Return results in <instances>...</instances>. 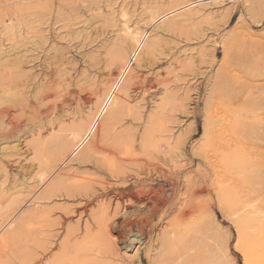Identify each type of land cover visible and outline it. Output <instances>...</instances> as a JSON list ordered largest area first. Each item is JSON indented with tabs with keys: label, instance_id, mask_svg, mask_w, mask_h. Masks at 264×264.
Segmentation results:
<instances>
[{
	"label": "rangeland",
	"instance_id": "obj_1",
	"mask_svg": "<svg viewBox=\"0 0 264 264\" xmlns=\"http://www.w3.org/2000/svg\"><path fill=\"white\" fill-rule=\"evenodd\" d=\"M110 1H116L111 8L123 5L130 15L129 26L141 29L144 41L156 46L153 54L137 56V62L130 60L135 50L125 44L133 73L128 97H124L126 107L104 123V115L97 117L96 112L104 105L107 89L112 91L122 81L125 64L116 61L113 65L105 56L103 46L115 34L105 28L94 8L86 6L89 1L0 0V22H8L16 12L30 19L20 36L1 44L6 55L0 56V148L17 139L26 126L36 124L35 131L39 128L45 136L51 122L58 121L53 126L57 130L77 114L96 115L93 133L81 146L91 143L93 158L81 163L74 156L61 167L70 183L79 181L81 190L40 201L39 210L43 211L30 222L31 233L28 230L27 235H31L33 257H42L45 252L46 264L62 246L67 257H73V249L98 232L99 210H104L106 217L110 214L115 221L130 224L129 237L139 233L143 242L140 248L137 244L127 248L130 262L123 264H150L158 254L152 245L162 230L173 231L171 244L162 254L167 260L180 257L193 237L212 239L217 230L216 237L226 241L236 264H243L237 248H247L253 264H264V215L255 220L251 214L256 210L264 213V0H145L160 7L152 20L139 14L144 0ZM58 7L70 14V20L53 26L49 19ZM41 8L40 12L48 14L42 28L34 15ZM193 8L201 11L200 17L177 21ZM163 21L179 26L161 31ZM40 36L46 42L39 44ZM168 93L182 104L161 114L155 109L154 96ZM174 148L181 156L171 160L169 156L174 154L169 151ZM33 164L25 147L6 156L0 149V239L10 222L13 226L7 232L12 233L8 239L12 241L0 248V264H23L24 237L20 235L24 230L18 227L45 188L34 182ZM144 191L163 192L166 208L144 214L147 207L132 203V197ZM34 239L44 247L35 251ZM205 247L207 243L195 246L183 263L197 264ZM90 252L80 255L96 257L90 261L97 264L115 261L113 256L101 261L94 256L95 250Z\"/></svg>",
	"mask_w": 264,
	"mask_h": 264
},
{
	"label": "bare ground",
	"instance_id": "obj_2",
	"mask_svg": "<svg viewBox=\"0 0 264 264\" xmlns=\"http://www.w3.org/2000/svg\"><path fill=\"white\" fill-rule=\"evenodd\" d=\"M88 1H89L88 3L84 2L85 4H87L86 6L88 8H94L96 10V12H97L96 13L97 18L102 20L103 24L105 25V28L106 27L110 28L112 30L111 32H113L115 34L113 39H110V40L108 39V41L105 40L106 42H105V44L103 46V49L105 51V56H107L108 61L111 62V63L116 62V61L117 62L123 61V63L125 64V68L123 67V69H121V72H122L123 75L120 77L121 78L120 81L122 80L123 82L121 81L119 85H116L112 89V91L107 89V92L105 91L107 93L105 95H107V96L105 98L102 96L104 98V100H102V104H101V105L104 104L103 107L99 106V109H98L97 108L98 105H97L96 108H95V109H98L96 114H99V115H97V117L100 116V115H104L103 122L107 123V122L113 120V116H115L114 115L115 113H117L119 111H122L126 107L125 104H124V97H128V94H129L128 92L130 90V83H131V79H132V75H131L132 69L129 68L130 61L127 60L128 56L126 55V51H125L126 50L125 47H128L126 45H129V47L132 48L133 51L135 50L137 52V53H135V51H134V53L131 54V55H133V57L130 58V60L133 59L132 61H137L138 58L136 60V57L137 56L139 57L140 54L143 53V52L147 53V54H151L152 52H154L156 45H154V42L152 43V42H146V40L144 41L143 37H145V36L142 37L141 29H135V28H132V27L129 26V23H131L130 22V15H129V13L127 11L124 10L125 7H123V5H120L118 8H116L117 9L116 10L115 7L111 8L113 6L112 4H114L116 1L114 3H112V4H111L110 0L109 1L108 0L104 1L103 0L104 4L101 2V0H92V1L88 0ZM143 4H144L143 5L144 8L142 9L141 13H139L140 16H142V18H147L148 20H152L156 16H158L160 7L158 9L157 7L151 6L152 4L149 5L148 1H145V0H144ZM192 4L193 3H191V5ZM101 5H104L103 10L100 9ZM82 7H85V5H82ZM107 8H111L112 10L104 11ZM37 10L39 11L37 13V15L34 14L37 18L36 17H34V18L37 19V20L36 19L35 20L38 23L42 22V23L39 24V27L42 28L41 24L42 25L45 24L46 20L48 19V14L45 15L47 13V12H45L46 10H44L45 14L43 13V11H41L42 12L41 13L40 10H42V8L41 9H37ZM176 10H178V9H176ZM188 10H190V11H188ZM188 10H187L188 11L187 13L185 12V14L180 15V18H179L180 20H177V21H179V22H182V21L183 22H187V21L191 20L193 17H195L197 15L199 16V12H201V11L195 10L194 8L193 9H188ZM47 11H49V10L47 9ZM63 12H64L63 8H61V7L60 8L58 7V8H56L53 11V15L51 16V17H53V19H51V20L49 19V21L52 22L53 26L57 25L59 22L61 23V22H66V21L70 20V14L68 15V14L63 13ZM50 13H52V12L49 11V14ZM177 15L178 14L176 13V16ZM28 21H30L29 18L27 19L25 17H21V15H19V12H16L15 15H11V16L8 17V22H6V23L5 22H0V56H5L6 55L5 49L3 48V45H1V44L4 41H6V40H9L11 38H15L17 36H20L21 33L23 32L24 28H26L28 26ZM164 22L165 21H163L162 24L159 26V29L161 31H166V30H169L170 28L173 29V27L177 28L179 26L177 24V22H176L177 25L175 24L177 27H175L173 24H171L173 21H170V23H164ZM63 27H64V25H63ZM143 35H144V33H143ZM44 42H46L45 37L40 36L39 44L44 43ZM36 45H38V44H36ZM37 48H38V46H33V49H37ZM131 53H132V51H131ZM126 60H127V62H126ZM104 61H106V60H104ZM111 63H110V65H111ZM113 65H114V63H113ZM119 65L123 66L122 63L119 64ZM114 85H115V83H114ZM108 90L110 92H108ZM100 102H101V100H100ZM153 102L156 105V108H155L156 111L157 110H158V112L160 111L161 114H162L163 111H165L169 107L170 108H175V107L180 106L182 104V101H181V104H180L179 100L174 95L169 94V93L165 94L164 96L155 95ZM76 116L77 117H75V118L73 117V120L69 124H67L66 126H64V125L62 126L61 125L62 127H58L57 130L55 128H53V126L55 124H57L58 121L55 122L54 124H53V122L49 123L48 125H49L50 129L49 130L47 129L48 130L47 131L48 134L45 135V136L40 135L39 128H38V131H35L36 124L33 127L32 126L31 127L26 126V128H27L26 131H21L20 130L18 132L19 136L17 137V139H13L12 142L11 141L10 142L6 141L4 143V144H6V146L4 145V147L0 148L2 150V152H3V156H6V155H9V154H13V153L19 152L25 147L26 151H28L29 154L31 155V157L33 158V162H34L33 168L34 167L36 168V169L34 168L36 171L33 172V175H32V177L34 178L33 179L34 182L39 187L40 186L41 187L45 186L44 190H42L43 191L42 194L40 193L41 196L39 197V199L37 197V199H35V201H34L35 203H33L34 209L30 210V209H32V208H30L27 212L25 211L24 216L20 214L23 217H22V220L19 218V220H21V224H20L21 227H18V228L24 230V232H22L23 234H21L20 236L23 235L25 240L21 237L22 238L23 249L21 247L22 245L19 246L22 249V253H21L22 257L20 255L19 256H20V258H23V261H22L23 264H34V262L35 263L38 262V264H40V263L42 264L44 262L43 261V259L45 258L44 250H43L44 253L42 254V257H40V256L39 257H33V255H34V253L32 254L33 251L29 250V248H30L29 244L32 242V240H30L31 235H30V237H29V235H27V234H29L28 230L29 231L31 230V228H29L30 222L37 219L38 215H40V212H39L40 210H41V212L43 211L42 209L39 210V206H41L40 201L41 202H45V201L52 200V199L55 200L56 198L64 196V194L66 195V194H68L71 191H74V190H76L78 188L81 190V188H82V187H80L81 184H78L79 181L78 182H74V183H72V182L70 183L69 181H71V180L68 181V179H69V178H67L68 176L66 177V175L61 172V170H62L61 167L63 165L65 166L66 165L65 162L68 161L69 158H71V157L75 156L74 159L76 161H80L81 163H85V162H88V160L92 156H94V154L93 155H92V153L90 154V151H92V150H90L91 146H92L91 143L89 145H85V147H83V148L81 146H82L83 143H85V141L86 142L88 141L87 138L93 133V130H94V127H95V124H96V122H95V116L96 115L95 116L94 115L93 116L92 115H88L87 116V115H83V113H80V114H77ZM149 124H150V121H149ZM107 125L108 124H106V126ZM106 126H105V128H106ZM148 129L150 130V127ZM36 133H38V136H37ZM204 134L207 135L206 128H204ZM24 141H26V142L24 143ZM83 146H84V144H83ZM170 153L174 154L173 156H169V159H171V160L173 158H177L178 156H181V154L179 153V150L177 148H174L171 151H169V154ZM166 156H168V155H166ZM74 159H72V161ZM165 159L167 160L166 157H165ZM110 166H114L115 167V165H110ZM111 168H113V167H110V169ZM116 168L117 167H115L112 170L113 171H115V170L118 171V169H116ZM82 186L84 188H86L85 184L82 185ZM1 188H3V187H1ZM84 191H86V190H84ZM76 192H77V190H76ZM17 193L21 194V193H23V191L22 190L21 191L17 190ZM36 194H37V191H36ZM162 196H163V192L162 193H160V192L159 193H153L152 191H144V192L138 193V195L132 197V203L137 205V206L138 205H140V206L144 205L145 207H147V209L146 210L143 209L142 211L145 210V212L147 211L148 213L152 212V211L156 212L158 210L162 211V209L164 210V208H166V205H167L166 201L164 200L165 197L163 196L164 197L163 198ZM220 196H219V198L221 199ZM48 203H50V201L47 202V204ZM130 203H131V201H130ZM6 207H8V206H6ZM104 209H105V207H104ZM254 210H256V209H254ZM107 211H106V213H107ZM99 212H100V217L101 218L99 217L98 220L100 219L99 220L100 222H97L99 230L97 229L96 231H98V232L95 233V231H93V233H95V234H93L92 236L90 235L91 237L87 234L89 236V238H90V240H89L88 238L85 237L86 240L87 239L89 240L87 243L86 242L81 243V238H79V241H80L81 244H79L78 247L75 246L76 249H73V252L75 250V253H74L73 257L72 256L71 257H67V253L68 252L66 251V249L63 246L62 247L60 246L63 249H61V251L59 250V252H57V253H59L58 255H56V254L54 255V253H53L52 258L46 264H97V263L94 262V260L90 261L94 257L91 258V257H88L85 254H83L82 256L80 255V252H83V253L87 252L88 253V252L94 251V250L96 252V253L94 252L95 253L94 256L97 254L96 255L97 258L101 257V261L103 260L102 259L103 257L104 258H108L109 256H113L115 258V261L112 258L113 262H114V263L112 262L113 264H123V263H125L127 261L129 263L130 262L129 261L130 258L126 257L127 256V251L126 250H127V248H134L133 245H136V244L139 245V243H140V238H139L140 234L138 233V234L132 235L134 237L131 239L129 237V235H131V234H129L130 224L127 223L125 225L124 223H120L118 221H115L114 220L115 216L110 217L109 216L110 214L108 215L109 218H107L108 216L106 217L104 215V213H105L104 210H102V211L99 210ZM145 212H143V213L144 214H148L147 212L146 213ZM251 214H252V217L255 218V220L262 218L263 215H264V213L259 211V210L253 211V212H251ZM45 216H46V214H45ZM13 217H14V215H13ZM124 217H125V215H124ZM96 219L94 221L95 223H96ZM5 222L7 223V221H5ZM6 223H4V224L6 225ZM7 227H8L7 228V232H8L13 227L12 223L10 222V224H8ZM16 227H17V225H16ZM147 227L149 228V225ZM40 228H38V230ZM137 228H138V226H137ZM42 229H43V227H42ZM46 229H47V227H46ZM44 230H45V228L43 229V231ZM18 231H19V233L21 232L20 230H18ZM86 231H88V229H86ZM86 231H84V232H86ZM89 231L92 232L91 230H89ZM168 231H171V230H167V232L165 230H162V232L159 235V238H157V240L155 239L156 241H155V243L152 246H154V248H157L158 254L155 255L156 256L155 259H153L152 261L150 260L151 261L150 264H184L186 259H188V257H190L192 252L196 249L194 247L199 245V244H203V243H207V248L205 247V248L202 249L201 253L199 252L200 253V257H199V260H198L197 264H236L234 258L229 253V249L227 247L226 241L223 240L222 238L216 237L217 230H215V237H213L212 239H209V237L206 236V235H199L197 237H193L187 243V245L184 246L186 248L183 247L185 250H183L182 255H180V257H178L179 256L178 255L177 259L167 260L164 257V255H162V254L165 253V251L168 249L167 248L168 245L171 244L170 242H171V238H172V235H173V233H172L173 231L171 233L168 232ZM7 232H6V234L3 237L1 236L2 239H0V248H5L4 245H7L6 241L9 238L12 239L11 238L12 237L11 236L12 233L10 235V232H9V234L7 235ZM34 232H35V234H37L36 231H34ZM44 232L45 233L43 234V232H40V230H39L40 236H42V234L46 235L47 230L44 231ZM19 233H18V235H19ZM30 233H31V231H30ZM84 234L83 235L81 234V235L84 237ZM13 235H15V234H13ZM18 235L16 237H19ZM37 235H35V236H37ZM70 235H71V233H70ZM32 236H33V234H32ZM40 236H38L37 239ZM42 237H41V239H42ZM64 237H67V236H64ZM13 238H14V236H13ZM148 238H150V237H148ZM35 239H36V237H35ZM67 239H68V237H67ZM74 239H76V238H74ZM36 240L33 242V244H34L33 248H35L34 249L35 251L41 249V246H43V245L40 246V244ZM11 241L8 240V242H11ZM23 241H24V243H23ZM62 241L64 243L65 239L62 240ZM66 241L68 242V240H66ZM59 244L62 245L61 243L58 242V245ZM75 244H76V242H75ZM141 244L143 245V242H141L140 245ZM67 245H66V247H67ZM69 245L72 246L71 244H69ZM119 245L123 246L122 249H120ZM140 245L138 246V248H140L142 246V245L141 246ZM45 247H46V245H45ZM72 247H74V246H72ZM36 248H39V249H36ZM92 248H94V250ZM237 249L242 253L243 264H253V262L255 260L252 261L251 252L246 251L247 248L246 249L245 248H237ZM73 252H72V254H73ZM136 252H137V250H136ZM136 252H135V254H136ZM37 254L38 253H36V255ZM88 254H91V252L88 253ZM19 256H18V259H19ZM91 256H93V255H91ZM15 257H16V255H15ZM109 258H111V257H109ZM105 260H108V259H105ZM183 260H184V263H183ZM6 262L7 261L5 260V263ZM106 262H108V261H106ZM109 262H111V261L109 260ZM112 263H107V264H112ZM257 263H259V262H257ZM2 264H4V263H2ZM8 264H9V262H8ZM19 264H21V263H19Z\"/></svg>",
	"mask_w": 264,
	"mask_h": 264
}]
</instances>
